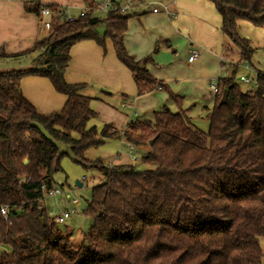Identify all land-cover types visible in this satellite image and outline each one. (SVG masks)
<instances>
[{
  "label": "trees",
  "instance_id": "obj_1",
  "mask_svg": "<svg viewBox=\"0 0 264 264\" xmlns=\"http://www.w3.org/2000/svg\"><path fill=\"white\" fill-rule=\"evenodd\" d=\"M209 1L231 43L227 53L235 48L239 60L258 66L256 47L239 22L264 26V0ZM42 6L24 1L41 23ZM48 6L50 29L31 49L8 54L0 47V59L36 53L28 68L0 70V207L10 209L7 217L0 209V246L6 248L0 264H264V76L250 92L236 79L237 67L222 63L227 100L219 104L216 98L204 131L191 123L183 97L150 73L152 56L136 59L127 50L124 36L134 13L87 12L67 20L60 6ZM107 39L132 72L139 95L163 89L178 106L173 112L164 105L152 120H137L126 132L128 141L149 146L142 156L147 169L85 157L119 131L110 124L100 131L90 125L98 116L92 97L82 93L84 83H69L65 73L73 45L94 40L105 46ZM26 76L49 79L67 96L64 107L38 112L22 91ZM61 145L102 177L83 210L93 223L80 244L42 199L45 190L59 187L54 174L68 154Z\"/></svg>",
  "mask_w": 264,
  "mask_h": 264
},
{
  "label": "crops",
  "instance_id": "obj_2",
  "mask_svg": "<svg viewBox=\"0 0 264 264\" xmlns=\"http://www.w3.org/2000/svg\"><path fill=\"white\" fill-rule=\"evenodd\" d=\"M24 1L26 0H0V47L4 48L8 54H18L31 49L38 37L46 33L38 15L25 10ZM35 1L42 5L55 4L68 8L74 15L79 14L80 7L84 4L82 0ZM172 1H174L172 7L177 14L175 18L149 10L135 12L136 15L128 21L124 36L125 46L136 59H142L151 56L149 54L155 50L157 41L165 42L168 49L173 51L174 56L166 65V69H164L165 65L160 66L155 62L158 61L157 55H155V60L152 57L155 64H148L150 73L165 84H170L171 90L183 97L182 107L186 110L193 125H195L193 123L195 113L203 115L209 122L208 114L216 102V97L209 88V80L224 75L220 56L228 55L226 48L229 45L221 30L222 18L209 0ZM133 20L143 25L138 27ZM244 21L239 22L240 29L244 26ZM147 36L149 38L146 48L143 52H139L135 44L143 42ZM182 36L192 40L191 47L200 49L201 54L196 61L189 62L187 57V62L182 63L181 57L187 51L189 54L191 48H184L180 52L174 48L177 40ZM233 50L238 52L235 48ZM237 52L235 56L230 57L237 58ZM70 54L71 59L65 79L69 83L86 85L82 93L92 97L91 106L98 114L110 109V104L104 98L110 95L111 91L119 94L120 106L124 99L131 102L138 116L146 111L151 112L153 117H148L147 120L154 118L155 108H161L164 105L173 112L178 111V106L169 99L168 93L163 89L138 94L132 72L118 59L111 39L106 40L104 47L94 40L78 42L72 46ZM254 63L263 67L259 61ZM207 64H210L209 67L206 66ZM200 73H203L202 76ZM242 85L244 88L247 87L245 84ZM21 86L25 97L42 114L60 111L67 101V96L58 92L51 81L45 77L26 76L22 79ZM99 89H101V96L95 95ZM94 100H98L97 104L93 103ZM102 120H105L104 125L110 124L119 130L117 127L119 123L113 121L111 114L110 117L105 114ZM137 147L139 146L135 145V149ZM120 155L121 152L118 153V156ZM110 165L113 164L110 163Z\"/></svg>",
  "mask_w": 264,
  "mask_h": 264
},
{
  "label": "rangeland",
  "instance_id": "obj_3",
  "mask_svg": "<svg viewBox=\"0 0 264 264\" xmlns=\"http://www.w3.org/2000/svg\"><path fill=\"white\" fill-rule=\"evenodd\" d=\"M99 15H102L103 17L107 14L102 13ZM134 16L135 14H133V17ZM133 21L137 23V20H133ZM142 25L143 24L139 22L137 23L138 27ZM149 25H151V23ZM105 30L106 29L104 25H100L97 29L100 35H103L105 33ZM240 30L245 36H248L251 43L256 47V51L253 56V61L254 62L259 61L261 62V65H263L262 62L264 58V26L258 27V26L253 25L250 22L244 21V26H241ZM131 34H133L134 36V33L131 32ZM148 38L149 37L147 36L143 42H139L135 44V47L136 49H138L139 52H143L145 50L146 42H148L147 41ZM177 41L178 42L174 46V48H177L179 52L182 51L184 48L191 47L190 42H192V40L190 39H186L185 37L182 36ZM226 42H228V44L230 43L227 37H226ZM155 47H156L155 50L153 52H150L151 54L149 55H151L154 58V60H155V55H157L158 61H155V62L159 63L160 66L165 65L164 69H166L167 68L166 65H168V63L170 62V59L174 56V53L171 49H168L167 45H165V42L162 43V42L157 41L155 44ZM236 52L237 51L232 49L231 52L228 53V55L235 56L234 54ZM187 54H188V51L187 53H184L183 57H181L182 63L187 62V57H188ZM35 56H36V53L32 54L31 56L0 59V70L28 68L30 66L31 59ZM209 65L210 64H207L206 66L209 67ZM202 74L203 73H200V76H202ZM236 79L238 80L237 76H236ZM167 85L170 89H172V86L170 84H167ZM101 94H102L101 89H99L97 93H95V95H98V96H101ZM104 99L108 104H110L109 105L110 109H108V111L100 112L97 118L91 121L90 125H95L97 130L100 131L104 127V122H105V120H102V116L106 114L107 117H110V114H111L113 117V121H117V123H119L117 125V127H119L118 138H109L101 146L89 148L85 152V157L89 160L101 159L103 162L107 164H110V163L113 165L126 164L127 166L133 165L135 166V168L139 170L150 168L151 166L147 165L142 160V156L149 149V146L140 145L139 147H137L134 150V153L137 155L138 160L133 161L129 154V148H128L127 142L121 139L122 131L128 126L129 111L127 109L125 110L121 108V106L119 105L120 104L119 94L114 91H111V94L108 95ZM97 102L98 100L97 101L94 100L93 103L97 104ZM162 107L163 106H161V108ZM161 108H155V109L157 111L158 109H161ZM151 114H152L151 112L146 111L142 113L141 116H138L137 120H144V119L147 120L148 117H153ZM193 115H195L194 116L195 118L193 119V123L195 124V126L206 131L209 127V122L203 117V115L199 113H195ZM130 130L131 128L129 127L128 131L131 132ZM61 150H66L68 154H66L61 160L62 170L54 174L55 183L59 187L63 185L64 188H72L74 190L73 194L78 196L80 199V205L78 206V211L75 214H73V216L68 220L66 225H61V227L63 229L67 227L71 228L73 232L74 243L80 244L82 240L84 239V234L88 231L89 227L93 223L92 218L83 213V210L86 208L88 199L90 197L89 190H91L92 186L98 183L102 177L100 173L94 169L85 170L81 163H78L74 160L73 154L64 145H61ZM120 152H121V155L118 156V153ZM83 176H87V179L84 181L83 186L79 187L76 182L77 180L82 181ZM43 203L45 204V207L48 210H55L56 212H59L60 209H62L65 206H70V204H64L63 199L58 198V197L55 199L45 198ZM261 245L264 249V238L261 239Z\"/></svg>",
  "mask_w": 264,
  "mask_h": 264
},
{
  "label": "built area",
  "instance_id": "obj_4",
  "mask_svg": "<svg viewBox=\"0 0 264 264\" xmlns=\"http://www.w3.org/2000/svg\"><path fill=\"white\" fill-rule=\"evenodd\" d=\"M83 6L80 7L79 14L85 15L87 12H91L94 15H99L102 13L108 14L110 12L120 11L124 13H135L140 11L149 10L153 13H163L169 18L176 17V11L172 7V0H82ZM42 25L44 30L48 31L50 29V19L51 8L48 5H43L40 10ZM61 15L67 20H73L76 15L72 14L68 8L61 7ZM201 54V51L197 47H191L189 49L188 61H196ZM220 62L226 64H231L238 69V81L242 84L247 85L245 89L247 91L253 92L259 87V76H264V58L263 67L251 65L245 61L239 60L238 58H233L227 55L220 56ZM209 88L216 98H221L224 94L225 87L220 80V77H213L209 80ZM121 108L127 109L128 113V126L122 131L121 139L127 142L129 148V154L133 161H137L138 157L133 150L135 149V144L126 139V132L131 125L137 122L138 112L135 110L134 106L127 99H124L121 103ZM87 179V176L82 177V182ZM45 190V189H44ZM72 188H61L54 187L49 190H45L42 199L45 198H61L64 204H70V206H65L60 209L59 212L55 210H49V215L54 216L55 221L60 225H66L68 220L78 211V206L80 205V199L78 196L73 194ZM1 213L7 217L10 211L8 206L0 207Z\"/></svg>",
  "mask_w": 264,
  "mask_h": 264
},
{
  "label": "water",
  "instance_id": "obj_5",
  "mask_svg": "<svg viewBox=\"0 0 264 264\" xmlns=\"http://www.w3.org/2000/svg\"><path fill=\"white\" fill-rule=\"evenodd\" d=\"M232 72H233V69L232 68H229L228 71H227L228 77H231L232 76ZM227 96H228V89H225L224 94L221 97V100H220L219 104L224 103L227 100ZM153 141H154V139L150 140V145L153 143ZM76 183H77V185L79 187H82L83 186V182H81L79 180H77ZM89 192H91V190H89ZM41 221H43V218H41ZM5 251H6V248L3 247V246H0V252H5Z\"/></svg>",
  "mask_w": 264,
  "mask_h": 264
}]
</instances>
